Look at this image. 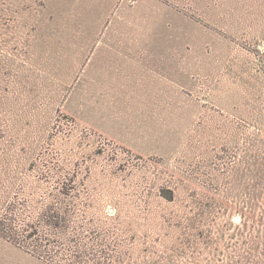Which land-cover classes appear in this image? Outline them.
<instances>
[{"label":"rangeland","instance_id":"obj_1","mask_svg":"<svg viewBox=\"0 0 264 264\" xmlns=\"http://www.w3.org/2000/svg\"><path fill=\"white\" fill-rule=\"evenodd\" d=\"M0 264H264V0H0Z\"/></svg>","mask_w":264,"mask_h":264},{"label":"crops","instance_id":"obj_2","mask_svg":"<svg viewBox=\"0 0 264 264\" xmlns=\"http://www.w3.org/2000/svg\"><path fill=\"white\" fill-rule=\"evenodd\" d=\"M140 64H137L135 69L131 72L133 74L129 75L128 77H125L124 81L125 82H130V83H134V82H143V83H156L157 81H160L161 83L164 82V77L160 76L158 74H151V72H142L141 71V67L139 66ZM126 76V75H125ZM166 87V84H165ZM162 87L161 89L165 88Z\"/></svg>","mask_w":264,"mask_h":264},{"label":"trees","instance_id":"obj_3","mask_svg":"<svg viewBox=\"0 0 264 264\" xmlns=\"http://www.w3.org/2000/svg\"><path fill=\"white\" fill-rule=\"evenodd\" d=\"M72 187H71V185H70V183H66V184H64V183H61V189H62V191H64V190H69V189H71ZM169 201H173V199L172 198H169L168 199ZM256 248H254V250H255Z\"/></svg>","mask_w":264,"mask_h":264}]
</instances>
